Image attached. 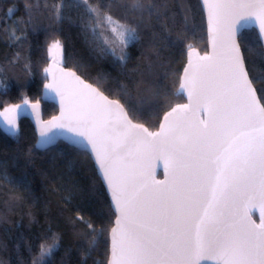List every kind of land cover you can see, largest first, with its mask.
<instances>
[{"label": "snow or ice", "instance_id": "1", "mask_svg": "<svg viewBox=\"0 0 264 264\" xmlns=\"http://www.w3.org/2000/svg\"><path fill=\"white\" fill-rule=\"evenodd\" d=\"M202 3L208 13L213 52L194 55L195 50L189 47L188 65L177 93L186 92L190 103L176 104L166 112L157 132L133 123L124 105L110 100L75 72L57 68V80L51 67L44 69L54 79L45 88L62 87L58 94L62 104H68L69 123L57 125L54 117L50 124L67 128L72 133L69 144L94 157L119 213L117 227L111 229L108 264H200L212 258L217 264H264V104L257 97L238 43L243 38L238 23H258L252 46L264 49V0ZM76 4L84 8L82 29L91 42L113 56L119 52L121 63L127 60L130 42L139 39V25L158 20L166 15L161 8H167L154 0H98L95 5L76 0ZM44 7L49 8L47 4ZM114 9L124 10L123 21L113 14ZM38 10V4H25L27 19L20 18L3 30L10 39L19 40L18 25L30 23ZM63 10L64 0L51 6L57 21L63 19ZM14 11L10 6L7 15ZM127 14L135 17L136 26L127 22ZM61 47L56 40L49 51ZM256 80L264 84V74ZM201 110L204 118L193 119ZM74 113H79L75 125ZM61 115H65L64 109ZM7 125L10 127L5 130L17 135L15 119H8ZM48 128L45 125L40 133L37 147L53 143ZM109 128L112 134H108ZM153 157H163L166 168H172L173 179L166 188L153 189L146 177L139 179L144 176L145 162ZM257 203L261 208L259 223L251 216ZM87 226L96 233L89 244L90 254L102 231L90 223ZM57 247L55 236L51 244L41 243L33 264H50Z\"/></svg>", "mask_w": 264, "mask_h": 264}, {"label": "trees", "instance_id": "2", "mask_svg": "<svg viewBox=\"0 0 264 264\" xmlns=\"http://www.w3.org/2000/svg\"><path fill=\"white\" fill-rule=\"evenodd\" d=\"M154 2L167 5L161 8L166 15L139 25V39L130 42L127 60L121 63L119 52L113 56L103 51L83 31L84 8L76 0H64L59 21L51 11L58 0H0V113L25 100L41 101L44 69L56 50L65 67L118 100L134 122L155 130L168 109L184 102L177 89L187 51L191 46L206 52L207 37L199 0ZM25 4H38L39 10L30 23L18 25L20 39L12 40L3 29L27 19ZM10 6L15 11L9 17ZM113 14L122 21L126 15L123 9H114ZM127 22L136 26L132 14H127ZM241 34L238 42L245 65L264 104V84L256 80L264 74L263 50L252 46L256 30ZM105 35L111 38L110 32ZM56 40L62 47L50 53ZM42 113L48 119L57 107L42 102ZM16 125L15 136L0 126V264H33L41 243L51 244L53 236L58 247L50 264H107L114 214L89 154L62 141L37 147L39 138L31 122L22 119ZM89 223L102 231L90 254L96 233L89 230Z\"/></svg>", "mask_w": 264, "mask_h": 264}, {"label": "water", "instance_id": "3", "mask_svg": "<svg viewBox=\"0 0 264 264\" xmlns=\"http://www.w3.org/2000/svg\"><path fill=\"white\" fill-rule=\"evenodd\" d=\"M199 2H200L201 8H202V11L204 14V19H205L206 37H207V51L201 53L196 48H192V49L195 50L194 55L198 54L200 56H203L206 53L211 54L213 52V48H212V43L210 40L209 30H208V13H207V10L203 6L202 0H199ZM233 19H234V17H233ZM250 29H254V30H256V32H258V30H259L258 23H252V22H246V21L238 23V30H239L240 34L244 30H250ZM262 50H263V55H264V49H262ZM241 53H242V50H241ZM188 61H189V50L187 51L186 62H185L184 67L181 71L180 78L184 73V68L188 65ZM48 67H51L53 69V72L55 73L57 80H60V73L56 70L57 68H63L65 71L70 70L72 72H75L74 70L65 67L59 61L58 54H57L56 50H54L52 52V57L47 64V68ZM76 75H78L82 80H84L79 74L76 73ZM85 82L91 84L90 82H87V81H85ZM180 82H181V79H180ZM50 83H54L53 74L52 73H46V82L44 83L43 88H42L41 101H34V102L28 101L27 104H24V102L17 104V105H21L22 107L20 109L15 110L14 112H6L3 116H0V126L5 127V128L10 127L9 125H7L8 119H15L16 124L22 119H28L31 122V124L33 125L34 131H35L36 135L38 136L39 140L41 139L40 133L42 131H45V125L49 126L48 135L53 138V143L49 144L48 146H54L59 141H62L64 143L68 144L69 146H71L68 142V138L72 136V133L68 132L67 128L52 126L50 124V122H53L54 117L57 118V120L55 121V124H57V125L61 124V123H64V124L69 123V114L67 113L68 104L66 101L62 104L61 95L58 94V91H62L63 89H62V87L61 88L54 87L52 89L45 88V85L50 84ZM93 86L96 87L95 85H93ZM104 95L107 96L106 94H104ZM183 97L185 100H184V102H182L180 104L190 103L189 99H188V95L186 92L183 94ZM257 97L259 98L258 93H257ZM108 98L110 100H115V99L110 98V97H108ZM259 100H260V98H259ZM42 102L54 104L57 107V113L48 119H44L43 113H42ZM191 103H192L193 108H195L196 103H197L195 98H193ZM260 103L262 104L261 100H260ZM32 105H37V107L34 109L32 107ZM11 108H13V107H11ZM171 108L168 109L166 112H169L171 110ZM62 109H64V111H65V115L63 117L61 115ZM165 113L163 114L161 121L155 130L150 131L146 127L149 130V132H157L160 130V124L164 120ZM78 115H79V113H74L72 115L73 125H75V120H76ZM203 118H204V116H203L202 110L200 112H196L193 116V119H197V120L203 119ZM129 119H131V118L129 117ZM132 122L135 124H140V123L134 122L133 120H132ZM107 132H108V134H112V129L109 128L107 130ZM89 156L93 162V165H94V168L97 172V175H98V177H99V179H100V181H101V183L105 189V192L107 194V197H108V200L110 203V207H111L113 214H114L113 225L109 231V255H108V260H109L111 257V243H112L111 229L114 227H117L116 219H117V216L119 215V213L115 210V206H114L113 201H112L111 191L108 189L106 183L102 180V177H101L99 169H98V165L96 164L94 157L90 154H89ZM143 173H144V176L139 177V179H143L144 177H146L148 182H149V185L153 189H157V190L166 188L172 182V179H173L172 168L171 167L166 168V161L163 157H161L159 159L153 157L150 161H146L144 164V167H143ZM160 173H161V176L159 177L158 175ZM152 181H160L161 183L159 185H155L152 183ZM253 214L256 216V218L254 217ZM251 216H252V219L256 221V223L260 222L261 208H260V205L258 203H257L255 208L251 209ZM108 260H107V264H108ZM200 264H217V262H216L215 258H212V259H209L206 261H201Z\"/></svg>", "mask_w": 264, "mask_h": 264}]
</instances>
